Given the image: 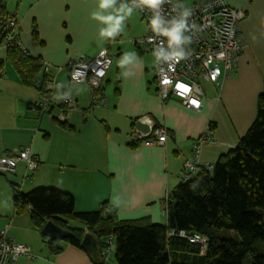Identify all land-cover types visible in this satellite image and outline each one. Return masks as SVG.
Wrapping results in <instances>:
<instances>
[{
  "label": "crops",
  "instance_id": "1",
  "mask_svg": "<svg viewBox=\"0 0 264 264\" xmlns=\"http://www.w3.org/2000/svg\"><path fill=\"white\" fill-rule=\"evenodd\" d=\"M2 1L18 19L22 49L49 66L48 76L54 81L52 90L51 81L45 86L44 95L23 85L7 60L6 48L0 46V158L30 148L40 160L33 175L37 184L29 186L25 163H19L12 180L22 190L39 185L56 188L74 196L77 212L97 211L107 202L119 220L147 218L165 224L166 196L182 182L183 164L192 158L196 141L215 123L200 159L213 165L236 147L256 119L264 82V0H228L246 12L240 23L243 51L236 73L220 79L218 86L205 85L200 111L187 109L176 98L167 102L159 98L155 56L135 45L148 34L139 11L133 9L117 36L101 38L99 30L108 25L94 19L92 13L108 15L114 8L100 9V0ZM121 3L124 1L117 0L115 7ZM34 25L41 43L33 39ZM104 49L113 57L102 88L108 103L102 101L89 109L84 100L90 87L71 84L68 66L78 58H95ZM105 84L114 89L107 90ZM64 94L72 98L73 105L63 102ZM44 96L49 101L47 110L37 108ZM144 116L154 121L155 128L167 130L164 146L130 144L139 142L133 139L134 126ZM7 215L9 218L3 217L0 209V224L4 221L8 236L28 246L34 255H22L15 264L104 261L95 244L85 252L61 243L62 251L54 254L30 217L21 220L25 214Z\"/></svg>",
  "mask_w": 264,
  "mask_h": 264
},
{
  "label": "trees",
  "instance_id": "2",
  "mask_svg": "<svg viewBox=\"0 0 264 264\" xmlns=\"http://www.w3.org/2000/svg\"><path fill=\"white\" fill-rule=\"evenodd\" d=\"M10 19L16 23L15 28L10 27ZM19 29L18 19L0 0V46L3 47L7 36H12L6 46L7 60L16 68L23 85L44 95L51 78L43 72V63L29 57L20 46ZM33 39L41 43L36 25ZM102 88L103 83L93 94L104 97ZM213 125L209 134L215 128ZM143 142L144 139L130 144L137 146ZM206 143L201 144V153ZM201 153L198 174L189 181L182 179L169 194L165 224H155L147 218L119 220L107 202L97 211L77 212L70 193L51 187L24 191L22 185L11 182L14 212L29 215L54 254L62 251L61 243L85 252L95 244L103 254L106 241L111 238L117 264H264V82L257 100L256 119L236 147L213 165L203 164ZM194 154L193 147L192 157ZM33 157L40 166L39 158ZM25 168L28 182L38 168L27 175L26 164ZM49 221L71 231L72 236L64 241L47 240L42 230ZM74 222L81 226L75 227L71 224ZM181 231L205 236L208 239L205 254L201 253L200 245L180 237ZM87 235L93 238V244L84 247L82 242ZM111 254L112 249L108 260L101 264H107Z\"/></svg>",
  "mask_w": 264,
  "mask_h": 264
},
{
  "label": "built area",
  "instance_id": "3",
  "mask_svg": "<svg viewBox=\"0 0 264 264\" xmlns=\"http://www.w3.org/2000/svg\"><path fill=\"white\" fill-rule=\"evenodd\" d=\"M124 1L129 7L139 5V0ZM184 8L191 11V16L188 17L190 31L185 33L191 37V42L184 46L186 55L183 59H167L176 50L175 46L169 47L168 38L153 31L151 19L156 15V12L147 6L133 7L142 14L148 26L147 36L136 40L135 45L155 56L157 93L161 101L167 102L176 98L187 109L200 111L205 100V85L218 86L220 79L234 74L238 70L239 59L243 51L240 23L245 19L246 12L242 8L231 6L228 0H202L189 6L184 4V0H165L158 9L162 21L161 28L170 27L168 21L173 17L179 18V13ZM8 21L10 27H16L14 20ZM193 24H195L194 28L191 27ZM11 40L12 36H7L3 47L6 48ZM20 46L22 47V45ZM112 62L113 57L107 49L102 50L95 58L72 61L68 66L70 83L73 85L88 84L91 91L99 89ZM44 72L50 73L49 66H44ZM53 82L51 81L50 84L53 86L49 90L54 87ZM91 98L93 105H98L104 100L103 95L93 94V92ZM62 100L68 106L73 105L72 98L67 94L63 95ZM48 102V98L42 97L37 108L47 110ZM208 133L209 128L207 134L195 143V154L192 160L184 162L183 181H189L198 174L201 167L199 162L201 144L207 142ZM167 140V130L159 127L155 128L152 137L144 139L143 144L160 146L164 145ZM21 162L27 166L26 175L29 171H35L39 166L31 149L24 148L0 158V175H14ZM168 198L167 194L165 202ZM7 232L8 227L0 229V264H15L22 255L34 256L28 246L17 243L7 235ZM173 234L174 232L171 233V235ZM179 236L200 245L201 253L205 254L208 246V239L205 236L189 235L185 231H181ZM112 243L111 238L106 241L107 251L102 254L106 261L111 253Z\"/></svg>",
  "mask_w": 264,
  "mask_h": 264
},
{
  "label": "clouds",
  "instance_id": "4",
  "mask_svg": "<svg viewBox=\"0 0 264 264\" xmlns=\"http://www.w3.org/2000/svg\"><path fill=\"white\" fill-rule=\"evenodd\" d=\"M164 2L165 0H139V5H134L133 7L147 6L156 12V15L151 19L153 31L158 35H164L167 37L169 47L175 46L176 49L167 59H183L186 55L184 46L191 42V37L185 34L190 31L188 17L191 16V11L186 8L182 9L179 13V18L173 17L168 21L170 27L162 29V21L158 9L164 4ZM116 4L117 0H100V9L114 8V12L109 13L108 15H102L99 11L92 13L94 19L99 20L102 24L108 25V27H102L99 30V36L101 38H114L117 36L123 31L122 24L124 20L131 16L133 12V7H129L127 3H121L119 7H115ZM191 27L194 28L195 24ZM127 56L128 53H125V58H127Z\"/></svg>",
  "mask_w": 264,
  "mask_h": 264
},
{
  "label": "rangeland",
  "instance_id": "5",
  "mask_svg": "<svg viewBox=\"0 0 264 264\" xmlns=\"http://www.w3.org/2000/svg\"><path fill=\"white\" fill-rule=\"evenodd\" d=\"M196 1L197 0H184V4L186 6H189V5H191L192 3L196 2ZM80 85L89 86L88 84H79L78 86H80ZM105 88L107 90H109L111 88L114 89V86H112L111 84H105ZM89 90H88V93H89L88 94V98H86L84 100V101L87 100L86 106L89 107V109L97 108L98 106L97 107L93 106L94 103H93L92 98H91V90H90V92H89ZM103 101H104V105H105L107 103V98L105 96H104V100ZM56 112H58L57 115L59 116V110H57ZM47 117H50V116H47ZM201 138L202 137H200L199 139H201ZM164 145H160V146H164ZM33 175H35V173ZM12 178H14L12 175H6V176L5 175H0V209L2 211V216L3 217H8V218H9V215H7V213L8 212H10V213L14 212V205H13V202H12L13 191H12V187L10 186V183L13 182ZM33 184H37L35 182V177L32 178V181H28L26 186L33 185ZM39 186H33L29 190H31V189H33L35 187H39ZM27 189H28L27 187L24 188L25 191H27ZM25 216L27 218L25 217V218H22L21 220H25V219L28 220L29 215L25 214ZM4 224H5L4 221H2V223L0 224V227H2V229H3ZM71 224L74 225L75 227L81 226V224L77 223V222H74V223H71ZM111 249H112V254H111L110 260L108 261L107 264H117L116 263V258H115V249L113 247H111ZM106 251H107V249L105 248L104 249V253H106Z\"/></svg>",
  "mask_w": 264,
  "mask_h": 264
},
{
  "label": "water",
  "instance_id": "6",
  "mask_svg": "<svg viewBox=\"0 0 264 264\" xmlns=\"http://www.w3.org/2000/svg\"><path fill=\"white\" fill-rule=\"evenodd\" d=\"M155 129V123L149 116H144L136 121L134 126L133 139L142 141L152 136ZM42 235L49 240L64 241L72 236L71 231L64 230L61 227L49 221L42 230ZM93 244V238L89 235L85 236L82 245L88 247Z\"/></svg>",
  "mask_w": 264,
  "mask_h": 264
}]
</instances>
